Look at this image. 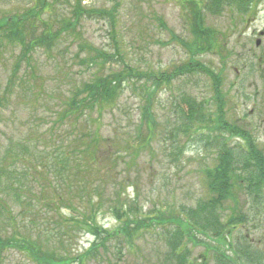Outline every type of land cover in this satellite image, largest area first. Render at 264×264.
<instances>
[{
	"label": "trees",
	"instance_id": "obj_1",
	"mask_svg": "<svg viewBox=\"0 0 264 264\" xmlns=\"http://www.w3.org/2000/svg\"><path fill=\"white\" fill-rule=\"evenodd\" d=\"M55 1L30 0L22 15L0 18V44L21 47L11 78L0 92V111L9 105L22 68L35 73L32 60L36 53L55 51L65 35L78 34L86 16L108 19L113 45L107 51L79 42L86 57L84 65L96 68V75L71 91L47 130L20 138V151H13L15 142L5 151V166H0V222L5 219L11 226L18 224L12 206L48 207L55 211V222L61 228L70 233L82 231L94 241L74 258L71 253L50 248L39 237L16 231L7 237L0 232V260L15 250L32 264H91L109 254L115 241L134 249L146 234L156 233L167 247L166 264H194L191 247L200 246L206 247L208 255L204 264H210L207 257L217 264H238L241 255L253 264L250 242L241 254L235 236L240 225L248 221L245 207L254 217L264 215V150L250 129L230 121L223 80L198 58L220 46V32L208 24L207 14L220 15L237 2L238 14L248 15L260 0H177L190 30V40L181 42L189 59L168 71L141 69L127 60L117 29L118 3L111 10H87L84 1L78 0L55 28L47 18ZM160 25L167 27L162 20ZM116 61L122 64L119 70L109 66ZM195 76L208 78L213 96L199 101L183 94L181 103L174 104V114L163 123L158 113L161 94L171 90L175 82ZM127 91L138 100L132 132L128 139L117 134L106 136L107 120L120 108ZM48 139L51 150L45 146ZM190 142L202 145V153L211 151L215 157L214 164L202 171L204 194L193 205L168 204L145 212L139 202L122 199L115 187L122 161L126 170L136 167L147 154L179 163ZM20 164H26V171L17 177L11 167ZM73 177L83 181L77 183ZM66 208L71 211L68 217L62 214ZM104 211L115 217L113 229L100 224Z\"/></svg>",
	"mask_w": 264,
	"mask_h": 264
},
{
	"label": "rangeland",
	"instance_id": "obj_2",
	"mask_svg": "<svg viewBox=\"0 0 264 264\" xmlns=\"http://www.w3.org/2000/svg\"><path fill=\"white\" fill-rule=\"evenodd\" d=\"M76 1L78 0L55 1L53 12L47 16L55 28L67 18L66 13L73 10ZM83 1L87 10H111L118 3L117 29L123 39L127 60L134 66L145 70L168 71L189 59V53H186L181 42L190 40V30L187 17L177 0ZM30 5V0H0V18L22 15ZM239 6L236 2L220 15L207 14L208 24L220 32V46L213 53L201 55L198 59L211 70L214 69L223 80V94L228 104L225 109L230 121H237L240 126L250 129L264 150V0L255 3L253 12L250 11L252 13L248 15H239ZM161 20L166 23V29L160 25ZM111 31L107 18L86 16L78 34L65 35L55 51L39 50L36 53L32 60L35 73H30L26 66L22 68L9 105L0 111L1 167L5 166L4 153L13 142V151H20V138H27L29 134L40 135L47 130L71 91L96 75V68L84 65L86 57L80 51L79 42L84 41L109 51L113 45ZM20 54V46L5 47L3 43L0 44L1 93L11 78ZM111 65L118 70L122 67L120 61L109 66ZM183 94L193 95L199 101L213 96L210 81L204 76L175 82L171 90L164 91L160 96L158 113L163 123L174 114V104L181 103L180 97ZM138 113V100L131 91H127L120 108L107 120L106 136L117 134L128 139ZM58 134L62 136L61 132ZM50 140H46L45 146L51 150ZM38 148L43 150L39 144ZM200 148L202 145L190 142L179 163L166 160L163 156L153 158L147 154L136 167L129 166L126 170L125 161L120 159L122 162L118 167L115 187L123 200L139 202L145 212L168 204L193 205L204 194L202 171L215 162L211 151L202 153ZM25 167L26 164H20L11 169L19 177L25 173ZM73 180L77 183L83 181L81 177H73ZM74 189H77L76 186ZM241 199L251 205L248 198L241 196ZM109 200L112 202L113 199L109 197ZM10 204H13L12 200ZM12 208L18 224L11 226L2 219L0 232L4 236H13L14 231L22 235L30 234L41 238L52 249L71 253L74 258L83 254L94 241L82 231L70 233L67 228H61L55 222L57 217L51 208L23 204ZM244 211L248 215V221L240 225L235 236V246L243 254L242 249L250 242L253 257L259 256L260 264H264V217H254L246 207ZM62 214L68 217L71 211L66 208ZM99 222L107 229L116 227V219L108 211H104ZM65 231L66 235L63 233ZM136 245L134 249H130L115 241L109 254L97 258L91 264H166L167 247L159 234H146ZM191 250V261L194 264H204L206 247H191ZM206 261L217 264L208 257ZM0 264L32 263L25 255L11 250L2 257ZM238 264L250 263L241 260Z\"/></svg>",
	"mask_w": 264,
	"mask_h": 264
}]
</instances>
